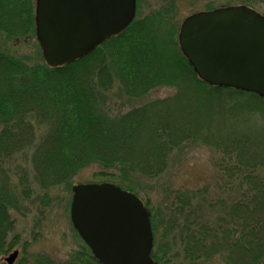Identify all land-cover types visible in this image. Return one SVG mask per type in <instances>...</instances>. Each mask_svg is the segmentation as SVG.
Masks as SVG:
<instances>
[{
    "label": "trees",
    "instance_id": "1",
    "mask_svg": "<svg viewBox=\"0 0 264 264\" xmlns=\"http://www.w3.org/2000/svg\"><path fill=\"white\" fill-rule=\"evenodd\" d=\"M185 1L208 10L244 4L264 14V0H157L154 11L139 20L135 15L124 30L60 66L47 65L37 51L31 58L0 49V261L15 223L8 207L18 201L8 186L9 167L14 149L25 147H33L29 162L41 201L90 166L98 167L96 182L110 181L140 197L150 211L157 264L264 260V97L197 77L178 46L177 22L170 21ZM33 11L34 0H0L2 37L33 36ZM115 85L132 99L160 87L175 92L123 112L110 107L106 95ZM37 115L48 121L38 142ZM196 144L220 155L212 160L217 176L194 186L162 182L170 160H185ZM153 180L154 193L163 195L157 208L140 195V183ZM26 186L35 190L31 182ZM38 254L29 264H100L84 243L61 261Z\"/></svg>",
    "mask_w": 264,
    "mask_h": 264
},
{
    "label": "water",
    "instance_id": "2",
    "mask_svg": "<svg viewBox=\"0 0 264 264\" xmlns=\"http://www.w3.org/2000/svg\"><path fill=\"white\" fill-rule=\"evenodd\" d=\"M135 7V0H36L45 62L58 66L86 55L127 27ZM178 43L203 81L264 96V16L255 10L235 5L188 15ZM72 193V225L100 263L156 264L149 212L135 194L108 182L76 184Z\"/></svg>",
    "mask_w": 264,
    "mask_h": 264
},
{
    "label": "rangeland",
    "instance_id": "3",
    "mask_svg": "<svg viewBox=\"0 0 264 264\" xmlns=\"http://www.w3.org/2000/svg\"><path fill=\"white\" fill-rule=\"evenodd\" d=\"M156 1L157 0H136V18L143 17L151 11H154L153 9H156L159 5V2L156 4ZM203 9L204 8L201 7L200 4L192 5L189 1L182 2L179 5V10L174 19H170V21L173 22L175 20L179 29L180 22L186 15ZM1 19L5 21L4 18L1 17ZM137 20H139V18ZM137 20L136 22H139ZM4 29L6 28L0 23L1 50L4 49V47L9 46V51H20L21 53L27 54L31 58L34 57L35 51H37V55L43 59L35 34L33 33V36H31V32L33 31H30L24 37H21L20 40H6L2 37L5 35L3 32L5 31ZM164 29L166 28L164 27ZM118 89L117 85H115L114 88L106 91V95L109 98L110 107L113 109L118 108L123 112L128 111L146 101L148 102L154 98H164L175 92V89L172 87H160L156 90H150L148 94L141 99H132L130 97L123 96V93L118 91ZM172 114H175L182 119L183 116L186 118L184 113L177 110H175ZM38 118L43 119L44 117L42 118L41 116H36V142H38L39 139L41 140L42 136L48 130V126L45 124L48 121H42ZM151 118L154 117L151 116ZM205 144L207 145L208 143ZM16 149L13 151V158L16 157V161L9 167L11 168V171L8 175L10 180V183L8 182V186L14 197L18 200L15 206L12 207L13 203H10L8 207L9 213L15 223H13L12 227H10L7 231L8 235L6 234L7 237L5 236L7 239V249L1 257L5 258L14 249H17L19 251L17 257L18 259L14 264H19L21 261L28 262L27 264L32 263V258L34 256L39 257L38 253L48 255L54 262L67 259L73 251L79 250L81 245H83V241L73 228L69 216V207L72 197L71 186L76 183L100 181L99 178L93 175L94 172L98 171V167L90 166L83 169L75 178V182L71 186L62 184L57 185L50 189L47 194L50 196V200H45L46 198H44V200L41 201V188L33 179L34 170L29 162V155L33 151V147H25L21 150ZM186 151L190 153L187 155L185 160L184 156H182L179 161L178 158L170 160L168 164L169 174L161 176L162 182L167 184L170 183L172 187L173 185L194 186L198 183L206 181L209 175L217 176L216 172H218L219 169L213 166L212 160L215 162L216 158L219 159V154H213V151L209 147L200 146L199 144L189 147ZM221 176L222 179H225L223 174H221ZM27 182H29V184L30 182L33 184V187L35 188L34 191L31 192L28 190L26 186ZM213 182L217 181L214 179ZM12 185L15 188H13ZM140 188H143L140 195L143 197H145L144 194L149 196L151 199V207L157 208V205L159 201H161V197L163 195L162 193H154V180L141 182ZM181 261L184 262L182 259ZM208 264L223 263L218 259H215L213 262Z\"/></svg>",
    "mask_w": 264,
    "mask_h": 264
}]
</instances>
